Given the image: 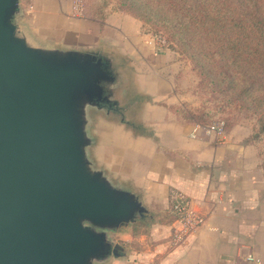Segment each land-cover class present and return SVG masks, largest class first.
Returning <instances> with one entry per match:
<instances>
[{
  "label": "crops",
  "instance_id": "0c3cea01",
  "mask_svg": "<svg viewBox=\"0 0 264 264\" xmlns=\"http://www.w3.org/2000/svg\"><path fill=\"white\" fill-rule=\"evenodd\" d=\"M16 22L34 46L96 52L119 73L111 90L116 106L88 110V154L111 182L140 198L148 215L109 235L117 256L96 264H264L258 143L247 126L217 134L180 116L182 105L196 108L200 100L184 59L131 15L107 11L93 19L74 0H21ZM173 191L205 218L178 246Z\"/></svg>",
  "mask_w": 264,
  "mask_h": 264
},
{
  "label": "water",
  "instance_id": "95a60500",
  "mask_svg": "<svg viewBox=\"0 0 264 264\" xmlns=\"http://www.w3.org/2000/svg\"><path fill=\"white\" fill-rule=\"evenodd\" d=\"M0 0V264H96L148 211L93 166L88 110L112 109L119 73L99 53L32 45Z\"/></svg>",
  "mask_w": 264,
  "mask_h": 264
},
{
  "label": "trees",
  "instance_id": "16d2710c",
  "mask_svg": "<svg viewBox=\"0 0 264 264\" xmlns=\"http://www.w3.org/2000/svg\"><path fill=\"white\" fill-rule=\"evenodd\" d=\"M120 6L145 31L166 29L175 44L168 47L197 77V95L208 84L223 101L257 118L260 127L250 140L264 135V0H122ZM106 12L100 6L84 14L102 19ZM204 110L182 105L177 111L187 122L230 129Z\"/></svg>",
  "mask_w": 264,
  "mask_h": 264
},
{
  "label": "rangeland",
  "instance_id": "374dc122",
  "mask_svg": "<svg viewBox=\"0 0 264 264\" xmlns=\"http://www.w3.org/2000/svg\"><path fill=\"white\" fill-rule=\"evenodd\" d=\"M121 1L122 0H74L86 14L92 13L95 8L100 6L105 7L106 11L117 12L119 11L118 9H121ZM159 27L156 34L153 35H159L166 41L167 45L175 46L168 32H166V29L161 25H159ZM198 96L200 98L198 106L203 107L205 109L204 111L214 113L212 118L214 120L224 121L228 129L241 125L251 128L252 134L258 131L260 124L254 115L239 109V106H235L231 101H223L224 96L219 95L218 92L212 91L208 84H203V88H200ZM254 140L258 143L259 155L260 159H262V168L264 170V135L257 138L255 137ZM139 230L141 231V228ZM110 235H113V233Z\"/></svg>",
  "mask_w": 264,
  "mask_h": 264
},
{
  "label": "built area",
  "instance_id": "2783aa9c",
  "mask_svg": "<svg viewBox=\"0 0 264 264\" xmlns=\"http://www.w3.org/2000/svg\"><path fill=\"white\" fill-rule=\"evenodd\" d=\"M156 40L161 44H166V41L159 35H154ZM208 131L221 134L223 129L217 125H211L207 127ZM170 205L169 212L172 216V245L178 246L183 244L188 237L193 235L197 229H199L205 218L201 215L195 213L189 206L188 202L185 200L184 196L178 192H171L170 194ZM250 261L253 258H248Z\"/></svg>",
  "mask_w": 264,
  "mask_h": 264
}]
</instances>
